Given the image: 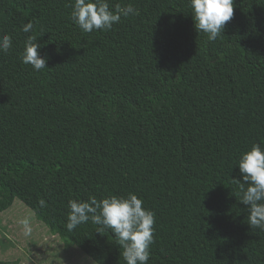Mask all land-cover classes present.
I'll use <instances>...</instances> for the list:
<instances>
[{"label": "trees", "instance_id": "16d2710c", "mask_svg": "<svg viewBox=\"0 0 264 264\" xmlns=\"http://www.w3.org/2000/svg\"><path fill=\"white\" fill-rule=\"evenodd\" d=\"M107 2L135 12L88 33L74 0H0V212L19 199L92 261L126 264L110 229L66 223L70 200L132 193L154 213L147 264H264L233 182L264 149V0H233L212 41L190 0ZM29 35L39 71L21 61Z\"/></svg>", "mask_w": 264, "mask_h": 264}, {"label": "clouds", "instance_id": "9594fccd", "mask_svg": "<svg viewBox=\"0 0 264 264\" xmlns=\"http://www.w3.org/2000/svg\"><path fill=\"white\" fill-rule=\"evenodd\" d=\"M190 7L195 29L205 33L209 41L215 40L233 17V0H190ZM134 12L131 5H117L112 10L107 0H74L71 18L82 31L90 33L109 30L122 16L127 17ZM32 29L31 21L22 26L25 33ZM11 46V36H0V52L6 53ZM40 47L37 37L29 35L21 56L22 63L31 65L35 71L46 68V57L38 53ZM237 165L240 179H233V182L242 193L240 202L248 207V224L251 228L264 230V149L259 144L252 145L240 155ZM39 203L42 207L45 205L42 199ZM142 205L143 201L132 193L101 200L93 197L88 202L70 200L66 228L72 231L79 224L91 221L110 229L123 249L126 264H147L149 246L153 243L154 213ZM20 223L24 235H30L29 220L23 219Z\"/></svg>", "mask_w": 264, "mask_h": 264}, {"label": "rangeland", "instance_id": "374dc122", "mask_svg": "<svg viewBox=\"0 0 264 264\" xmlns=\"http://www.w3.org/2000/svg\"><path fill=\"white\" fill-rule=\"evenodd\" d=\"M28 219L31 234L20 221ZM87 255V254H86ZM70 241H65L35 218L21 200L0 212V261L9 264H98Z\"/></svg>", "mask_w": 264, "mask_h": 264}]
</instances>
